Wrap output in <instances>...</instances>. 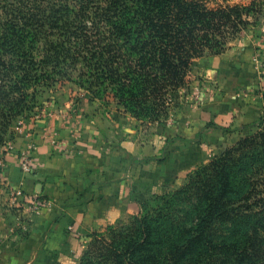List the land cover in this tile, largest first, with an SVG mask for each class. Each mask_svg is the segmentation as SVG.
Here are the masks:
<instances>
[{
  "label": "trees",
  "instance_id": "trees-1",
  "mask_svg": "<svg viewBox=\"0 0 264 264\" xmlns=\"http://www.w3.org/2000/svg\"><path fill=\"white\" fill-rule=\"evenodd\" d=\"M219 1L0 0V147L18 118L43 106L41 93L67 83L141 123L182 110L202 87L195 62L264 25V0ZM155 198L154 217L125 235L109 227L111 241L89 248L102 251L99 264H264V116ZM181 202L189 209L169 218L188 221L166 222V237L158 215Z\"/></svg>",
  "mask_w": 264,
  "mask_h": 264
},
{
  "label": "rangeland",
  "instance_id": "rangeland-1",
  "mask_svg": "<svg viewBox=\"0 0 264 264\" xmlns=\"http://www.w3.org/2000/svg\"><path fill=\"white\" fill-rule=\"evenodd\" d=\"M249 1L229 0L230 3H248ZM219 2L222 3L223 1L220 0ZM255 28H257L256 39L264 41V27L256 26ZM234 44L235 42H231L229 46ZM261 49H264V46L261 45L256 50V59L254 60L258 64L259 70H261V78H259L258 82L262 85L258 86L259 83L257 82L254 86L241 90L242 93L240 94L243 98L254 94L257 89L262 92L261 96L264 98V92L262 91L264 90L262 87L264 86V59L261 58ZM196 65L197 61L194 69ZM202 80L203 82L200 83L202 87L193 89V96L190 103L185 104L186 107L198 108L211 99L222 98V91L215 78L202 76ZM232 91L237 93L239 90L237 88ZM39 100L43 106L28 118H18L11 125L10 131L13 133V137L8 136L7 143L0 147V264H38L37 252L32 258L28 259L27 257H22L21 254H17L19 243L28 239L31 233H34L37 225L34 215L37 214L44 217L54 215L53 218H55L54 221L56 222L68 211V209H61L60 211L56 208L58 198L55 192H57V184L60 188L65 189L63 183L69 185V182H73V180L67 177H65V180L63 178L58 180L55 168L51 169V171L47 169V172L52 173H48V178L40 175L46 164L36 154L38 153L39 145L32 139L31 135L34 132L41 134L51 144L50 148L53 151L55 160L60 157L72 163L76 160V167L79 169L86 166L87 171H104L109 179L119 176L121 167L123 173L125 170L131 171L135 163H138L136 167L139 168V165L145 164L149 160H163L167 154L165 146L174 139L169 136L168 127L171 124L173 125V121L177 117L176 110L171 111L168 117H163L159 121L141 123L130 114L118 113L113 104L106 107L100 99L90 100L88 93L73 83H67L63 88L48 89L39 95ZM92 110L97 112L93 119L94 112ZM262 115L264 116V110ZM91 120L93 121L91 124L94 127H91L90 130L98 136L82 140L83 138L80 137L82 135L86 136L90 132L86 127H88ZM40 124L46 125V128H41ZM226 129L228 130L226 131ZM229 130V128H223L222 131L226 133ZM246 130L240 134L238 139L251 134V131L252 133L256 131V125L253 129ZM23 135L26 136V142L17 150L15 148V140L17 137H23ZM238 139L233 141V143L221 145L219 150L208 147V144L204 142L202 144L203 147L210 153L208 159L197 167L220 156L227 148L235 145ZM156 146H162L160 151L165 149L162 153L155 154L153 157L152 153H154ZM90 149L97 150L100 154L90 153ZM142 149L146 150L145 153L140 151ZM11 155L15 157L16 166L21 174L20 181L17 184H13L5 177L6 160ZM25 164H27V169ZM43 172H46V170L43 169ZM60 176H62V173ZM28 178L33 181H30L29 187L26 189L25 184ZM48 181L51 182L50 186L52 185L51 187L55 192L46 190V182L48 183ZM178 188H164L161 192H155L149 182L136 180L129 183L126 206L122 207L121 210L115 211L111 221L101 226H83L80 229L79 227L75 229L70 223L65 225L63 230L65 235L74 238L76 245L74 244L69 248L64 253L65 256L53 253V256L46 257L44 259L45 264H59L61 260L65 261L64 264H81L83 258L91 261L92 264H99L101 262L99 254L102 251L98 250L90 254L88 250L93 245L94 248L100 247L101 243L99 241L101 239L106 242L111 241L113 233L108 230L109 227L116 228V233L128 234L137 218H141L148 211L154 217L155 213H153V210L157 207L158 202L155 195H168ZM75 191L77 194L80 193L78 187L72 192H65L63 197L65 199V208L75 204ZM84 198L89 199L90 194H85ZM173 208L180 215H184L189 206L185 202H181L178 206L171 207L168 211L165 210L168 213L167 216L158 215L162 233L166 237L169 236L164 231L166 222L167 226H169V222L178 224L182 221L185 223L188 221V219L177 216L171 220L169 216L173 212ZM113 220L115 221L114 223L112 222ZM97 234L102 235L103 238L97 236Z\"/></svg>",
  "mask_w": 264,
  "mask_h": 264
},
{
  "label": "crops",
  "instance_id": "crops-1",
  "mask_svg": "<svg viewBox=\"0 0 264 264\" xmlns=\"http://www.w3.org/2000/svg\"><path fill=\"white\" fill-rule=\"evenodd\" d=\"M256 29L254 27L245 31L232 40L231 42H235V44L229 46L224 53L201 57L197 60L194 69L195 75L200 78L202 76L215 78L222 91V98L211 99L198 108L184 106L182 110L176 112L177 117L173 121V125L168 127L169 136L174 139L165 146L167 154L161 161L152 159L139 165V168L136 167L138 163H135L131 171L125 170L123 173L121 167V174L114 176V179H109L104 171H87L86 166L79 169L76 167V160L74 163L61 157L55 160L50 148L51 144L41 134L34 132L31 135L32 139L39 145L36 154L46 164L43 168L46 172H43L42 169L40 175L48 178V173L51 172H47V169L51 171L55 168L58 180L61 178L65 180L67 177L73 182L69 180V185L63 183L65 189L60 188L57 184V192L53 190L52 185L50 186L51 182H46V190L54 191L57 194L56 208L60 211L61 209H68V211L56 222L53 218L54 215L51 217L34 215V219L37 221L34 233L19 243L17 254L28 259L37 252L38 264H45L44 259L53 256V253L65 256L64 253L74 244L76 245L74 238L65 235L63 231L65 225L70 223L75 229H78L77 227L80 229L83 226H101L111 221L113 213L126 206L128 185L136 180L149 182L155 192H161L164 188L180 187L185 183L188 173L208 159L210 152L203 147L204 142L208 144V147L219 150L221 145L236 141L244 130L253 129L264 110L262 92L257 89V92L248 95L247 98H243L240 93H242L241 90L254 86L261 78V70L254 59H256V50L261 45L264 46V41L256 39ZM261 50V58L264 59V49ZM258 83V86L262 85L260 82ZM262 87L264 89V86ZM237 88L239 90L237 93L232 91ZM262 91L264 92V90ZM92 111L94 112L93 119L97 112ZM92 122L91 120L86 127L90 132L86 136L80 137L83 138L82 140L98 136L90 130L91 127H94ZM52 123L54 124V122ZM39 126L43 129L46 128L44 124ZM223 128L230 130L225 133L222 131ZM25 138V135L16 138L15 148L17 150L25 144ZM161 147H155L154 153H152L153 157L164 151V149L160 151ZM89 151L93 154H100L97 150L90 149ZM140 151L145 153L146 150ZM5 172L6 179H9L13 184L20 181L21 174L13 155L6 160ZM108 172L110 171L108 170ZM61 173L62 176H60ZM30 181L33 180L29 178L26 180V189L29 187ZM75 183H77L80 193L77 194L75 191V204L65 208L64 194L66 191L69 193L76 189ZM87 193L90 194L89 199L84 198ZM64 262L61 260L59 264H64Z\"/></svg>",
  "mask_w": 264,
  "mask_h": 264
},
{
  "label": "built area",
  "instance_id": "built-area-1",
  "mask_svg": "<svg viewBox=\"0 0 264 264\" xmlns=\"http://www.w3.org/2000/svg\"><path fill=\"white\" fill-rule=\"evenodd\" d=\"M25 168L27 169V164H25Z\"/></svg>",
  "mask_w": 264,
  "mask_h": 264
},
{
  "label": "clouds",
  "instance_id": "clouds-1",
  "mask_svg": "<svg viewBox=\"0 0 264 264\" xmlns=\"http://www.w3.org/2000/svg\"><path fill=\"white\" fill-rule=\"evenodd\" d=\"M112 222L114 223L115 221L113 220Z\"/></svg>",
  "mask_w": 264,
  "mask_h": 264
}]
</instances>
